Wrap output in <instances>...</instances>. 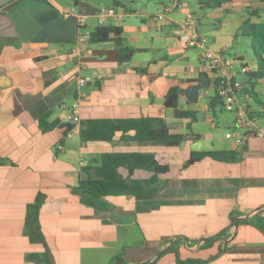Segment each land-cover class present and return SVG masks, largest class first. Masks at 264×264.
<instances>
[{
	"label": "crops",
	"instance_id": "0c3cea01",
	"mask_svg": "<svg viewBox=\"0 0 264 264\" xmlns=\"http://www.w3.org/2000/svg\"><path fill=\"white\" fill-rule=\"evenodd\" d=\"M258 4L234 0L202 10L193 0L127 1L118 7L126 13L124 20L104 24L120 26L123 45L135 50L126 62L119 61L114 42H88L82 55L72 54L83 31L101 26L97 13L113 7L112 0H13L0 8V264H145L176 238L182 260L264 264V230L240 223L258 217L264 224V137L237 129V114H223L231 111L221 104L211 106L215 77L207 66L210 51L239 59V97L259 121L264 78L252 79L243 71V63L255 71L258 62L254 53L247 61L231 52ZM165 7H172L167 19L156 20ZM189 13L198 32L208 37L204 47H188L178 34ZM79 14L87 15L85 26ZM202 73L210 87L199 90L198 102H189L186 90ZM80 77L89 80L88 96L67 137L60 106L74 101ZM172 88L179 97L167 105ZM176 110L193 112L194 118L177 116ZM143 116L164 117L172 133L185 136V144H139L122 139V132L112 141L80 137L84 120ZM45 117L57 125L43 131ZM229 131L245 134L244 142L227 138ZM135 151L154 153L161 164L171 165L159 175L155 194L81 202L75 188L91 158ZM201 151H237L241 159L191 160ZM152 175L138 170L134 177ZM233 215L241 218L236 226ZM32 255L44 261L29 260ZM155 264L179 263L175 253L163 252Z\"/></svg>",
	"mask_w": 264,
	"mask_h": 264
},
{
	"label": "trees",
	"instance_id": "16d2710c",
	"mask_svg": "<svg viewBox=\"0 0 264 264\" xmlns=\"http://www.w3.org/2000/svg\"><path fill=\"white\" fill-rule=\"evenodd\" d=\"M127 1L133 0H112L113 7H124ZM152 1V0H148ZM202 10H214L224 8L225 5L234 0H193ZM259 4L253 8L250 18L245 22L244 34L252 37L250 45L254 57L258 62V68L252 71L246 63H243V71L252 79L264 78V20L253 22V18H262L264 9V0H258ZM77 3L78 0H75ZM122 28L114 24L101 25L97 27L90 37V42H114L116 49L120 53L119 61H128L134 49L123 45ZM242 58V57H241ZM239 59H235L237 61ZM243 60V58L241 59ZM177 88L168 91L167 97L177 101L179 95ZM252 95V94H251ZM222 105L221 98L215 91L212 96L211 106ZM262 110L256 115L264 119V104ZM176 115L180 117H192L194 113L190 111H178ZM49 115H47L48 117ZM47 117L40 120V126L43 131H48L57 125V122L48 123ZM66 134L75 126L74 123H67ZM133 131V135H128ZM117 132H122V139L132 140L139 144L154 143L166 146H179L185 136L174 134L170 131L164 117L143 116L139 118L126 119H87L80 123L79 133L84 142L112 141ZM213 157L218 160L235 162L241 159L240 153L226 151H201L193 152L191 160H201L204 157ZM138 170H147L153 172L150 178H136L134 174ZM171 170V165L161 164L154 153L147 152H105L100 153L90 159L89 163L83 167V177L75 188L80 196L82 203L93 205L99 203L102 198L108 196L133 195L143 196L152 195L158 191V177L162 173ZM234 216V215H233ZM258 217L243 219L240 223H250L264 230V224L257 222ZM215 237L207 239L209 243ZM181 239L176 238L166 245L161 252H158L157 259L166 252L175 253L179 264H200L202 261L197 259L182 260L180 258L179 243ZM145 264H155L156 260ZM29 260L43 262V258L38 255H32Z\"/></svg>",
	"mask_w": 264,
	"mask_h": 264
},
{
	"label": "built area",
	"instance_id": "2783aa9c",
	"mask_svg": "<svg viewBox=\"0 0 264 264\" xmlns=\"http://www.w3.org/2000/svg\"><path fill=\"white\" fill-rule=\"evenodd\" d=\"M72 11L76 8L72 7ZM172 10V7H165L164 10L155 15L158 21L166 20V15ZM125 12L118 7L101 8L98 13V20L101 25L107 23L108 20L121 22L125 18ZM87 15L79 14L78 21L80 26H85ZM183 42L188 47H204L208 43V37L200 34L196 28V19L192 13H189L186 22L181 29L178 30ZM91 33L83 31L80 34V40L77 46L72 49V54L76 56L82 55L86 50V45L90 42ZM207 66L214 74L215 89L221 98L222 106L225 110L235 112L237 114L236 126L237 129H244L246 132L255 133L258 137H264V130L257 125V119L253 118L248 113V105L239 97V92L242 89V84L236 79L237 71L235 70L233 59L224 55L222 52L210 51L207 54ZM79 88L76 92V97L71 104L62 103L60 108L63 112V118L68 123L79 122V109L81 102L88 96V78H79ZM72 134L70 130L66 136ZM227 138H234L237 144H242L245 139V134L234 133L229 131L226 133ZM59 150H64V144L58 145Z\"/></svg>",
	"mask_w": 264,
	"mask_h": 264
},
{
	"label": "rangeland",
	"instance_id": "374dc122",
	"mask_svg": "<svg viewBox=\"0 0 264 264\" xmlns=\"http://www.w3.org/2000/svg\"><path fill=\"white\" fill-rule=\"evenodd\" d=\"M255 5H256V3H255ZM192 6L198 11V9L196 8V6L194 4ZM262 15H263L262 20H264V11H263ZM251 43H252V37L245 35L244 30L239 31V34L236 38V41L234 42L235 46L231 51L232 55L233 56L243 55L247 61H251V59L253 58V51L250 47ZM230 57L232 58V56H230ZM233 64H234V67L236 68L238 62H236V61L234 62V60H233ZM212 91L213 90H211V92ZM234 113L233 112H228V113L223 112V114H231V115H234ZM220 115H221V113H220ZM258 124H260V125L264 124L263 120L259 119Z\"/></svg>",
	"mask_w": 264,
	"mask_h": 264
},
{
	"label": "water",
	"instance_id": "95a60500",
	"mask_svg": "<svg viewBox=\"0 0 264 264\" xmlns=\"http://www.w3.org/2000/svg\"><path fill=\"white\" fill-rule=\"evenodd\" d=\"M13 0H0V8L7 5L8 3H10ZM210 87V79L207 75V73H202L200 76V81L198 84H194L188 87V89L186 90V96L189 102H198L199 99V90L201 88H206L208 89ZM169 102V103H168ZM174 100L173 99H168L167 101V105H170L171 103H173ZM185 144V141L183 140L181 143V146H183ZM241 219L238 216H233L232 217V224L234 226L237 225V221ZM115 264H123V263H115Z\"/></svg>",
	"mask_w": 264,
	"mask_h": 264
}]
</instances>
